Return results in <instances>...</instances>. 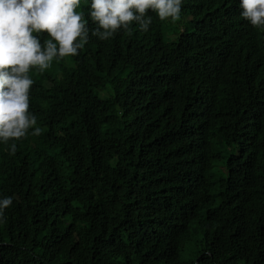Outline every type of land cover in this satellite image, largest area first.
I'll return each mask as SVG.
<instances>
[{"label":"trees","instance_id":"1","mask_svg":"<svg viewBox=\"0 0 264 264\" xmlns=\"http://www.w3.org/2000/svg\"><path fill=\"white\" fill-rule=\"evenodd\" d=\"M239 4L90 33L87 112L54 91L40 136L0 142V264H264V38Z\"/></svg>","mask_w":264,"mask_h":264},{"label":"clouds","instance_id":"2","mask_svg":"<svg viewBox=\"0 0 264 264\" xmlns=\"http://www.w3.org/2000/svg\"><path fill=\"white\" fill-rule=\"evenodd\" d=\"M239 7L264 38V0H240ZM149 11L175 23L182 0H0V142L12 141V155L15 141L29 131L42 134L43 123L31 108L50 93L63 94L66 116L87 112L89 74L72 58L90 33L108 40L121 30L131 34L134 22L147 32L153 22ZM15 203L8 195L0 199V222Z\"/></svg>","mask_w":264,"mask_h":264},{"label":"rangeland","instance_id":"3","mask_svg":"<svg viewBox=\"0 0 264 264\" xmlns=\"http://www.w3.org/2000/svg\"><path fill=\"white\" fill-rule=\"evenodd\" d=\"M234 151H237V149H236V147L233 146L232 148H230L229 152H234ZM182 256L184 257V259H189V260H193L196 257V252L193 249L191 244L189 245V250L186 249L182 253Z\"/></svg>","mask_w":264,"mask_h":264}]
</instances>
